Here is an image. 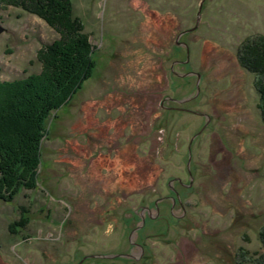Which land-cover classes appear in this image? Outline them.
I'll return each instance as SVG.
<instances>
[{
    "label": "rangeland",
    "instance_id": "rangeland-1",
    "mask_svg": "<svg viewBox=\"0 0 264 264\" xmlns=\"http://www.w3.org/2000/svg\"><path fill=\"white\" fill-rule=\"evenodd\" d=\"M201 1L71 0L95 68L46 121L37 186L0 202V264H264L258 73L239 61L264 0H204L197 22ZM0 28L1 80L59 37L9 4Z\"/></svg>",
    "mask_w": 264,
    "mask_h": 264
},
{
    "label": "trees",
    "instance_id": "trees-1",
    "mask_svg": "<svg viewBox=\"0 0 264 264\" xmlns=\"http://www.w3.org/2000/svg\"><path fill=\"white\" fill-rule=\"evenodd\" d=\"M0 4L37 15L59 34L39 50V73L0 79V202H10L22 188L37 186L46 121L68 104L91 75L95 61L88 36L72 15L71 0H0ZM251 44L241 47L239 61L258 73L255 89L264 123V41Z\"/></svg>",
    "mask_w": 264,
    "mask_h": 264
},
{
    "label": "flooded vegetation",
    "instance_id": "flooded-vegetation-1",
    "mask_svg": "<svg viewBox=\"0 0 264 264\" xmlns=\"http://www.w3.org/2000/svg\"><path fill=\"white\" fill-rule=\"evenodd\" d=\"M182 32H184V31H182ZM182 32H180L179 34H181ZM186 33H189V32H186ZM186 33H184V34H186ZM180 36H181V35H180ZM186 43H187V42H182L181 39H180V40H178V42H177L176 45H182V46H185V47L187 48L186 50L188 51L189 49H188V47H187L188 45H186ZM187 51H186V55H189V53H188L189 51H188V52H187ZM185 59H186V58H185ZM171 68H172V66H171ZM165 108H166V109H173V110H177V111H183V110H186V109L183 108V107H178V106L175 107V106H168V105L165 106ZM180 184H181L183 187H187V185L184 184V183H180ZM171 193H172V195H174V197L179 201L178 203H179V204H182V200H181L182 198L180 199V196H178V194H177L175 191H172ZM168 196H169V195H166L165 197H168Z\"/></svg>",
    "mask_w": 264,
    "mask_h": 264
},
{
    "label": "water",
    "instance_id": "water-1",
    "mask_svg": "<svg viewBox=\"0 0 264 264\" xmlns=\"http://www.w3.org/2000/svg\"><path fill=\"white\" fill-rule=\"evenodd\" d=\"M203 1L204 0H202L201 2H200V4H199V10H198V17H197V22H198V18H200V13H201V8H202V5H203ZM194 28V27H193ZM0 31H1V28H0ZM180 37V36H179ZM188 52V51H187ZM197 77H199L198 75H197ZM198 86V85H197Z\"/></svg>",
    "mask_w": 264,
    "mask_h": 264
}]
</instances>
